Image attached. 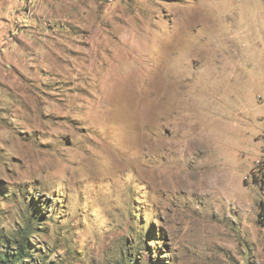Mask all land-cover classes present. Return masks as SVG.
Returning <instances> with one entry per match:
<instances>
[{
	"label": "rangeland",
	"instance_id": "374dc122",
	"mask_svg": "<svg viewBox=\"0 0 264 264\" xmlns=\"http://www.w3.org/2000/svg\"><path fill=\"white\" fill-rule=\"evenodd\" d=\"M19 241L0 264H264V0H0Z\"/></svg>",
	"mask_w": 264,
	"mask_h": 264
},
{
	"label": "trees",
	"instance_id": "16d2710c",
	"mask_svg": "<svg viewBox=\"0 0 264 264\" xmlns=\"http://www.w3.org/2000/svg\"><path fill=\"white\" fill-rule=\"evenodd\" d=\"M18 232L20 233V231H18ZM22 233H23V235L25 236L26 241H29V238L31 237V235H32V234H35V233H33L32 231H30L29 228L24 229ZM16 244H17V242H16ZM25 244H26V243H24V241H19V242H18V245H16V246H18L17 251H16L17 253L14 255V257L8 255L7 251H2V252H0V254L2 255L1 257H2L7 263H9V262L16 263V262H19V261L23 262L24 259L28 256V255H27V254H28L27 246H26ZM3 247L6 248V249H8V246H5V245H4ZM10 258H12V260H8V259H10ZM129 264H131V263H129Z\"/></svg>",
	"mask_w": 264,
	"mask_h": 264
},
{
	"label": "built area",
	"instance_id": "2783aa9c",
	"mask_svg": "<svg viewBox=\"0 0 264 264\" xmlns=\"http://www.w3.org/2000/svg\"><path fill=\"white\" fill-rule=\"evenodd\" d=\"M111 1H113V0H111Z\"/></svg>",
	"mask_w": 264,
	"mask_h": 264
}]
</instances>
